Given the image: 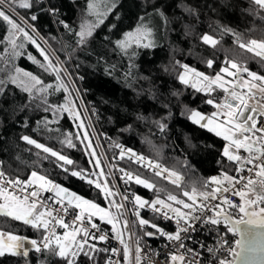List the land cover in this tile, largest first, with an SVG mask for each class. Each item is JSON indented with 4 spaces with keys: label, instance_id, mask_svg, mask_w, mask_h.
<instances>
[{
    "label": "trees",
    "instance_id": "obj_1",
    "mask_svg": "<svg viewBox=\"0 0 264 264\" xmlns=\"http://www.w3.org/2000/svg\"><path fill=\"white\" fill-rule=\"evenodd\" d=\"M90 3L93 4L91 9ZM32 5L30 9L16 8L15 13L30 27L21 25L53 64L56 59L61 61L72 74L84 101L92 109L97 132L115 145L138 151L184 177L177 187L121 158L118 163L134 176L139 175L155 185L154 189H146L134 179L129 180L135 192L148 200L159 197L172 203L167 201L171 193L187 201L183 191L193 186L199 188L209 177L220 174L217 161L221 159L224 142L187 118L188 108L204 113L214 109L204 103L208 98L204 93L180 83L178 74L182 71L180 65L187 64L214 75L225 58L245 63L251 70L264 74V63L239 49L235 36L224 31L231 29L245 42L264 40V19H261L264 12L252 0H32ZM157 10L164 15H159ZM32 15L37 19L33 21ZM147 18L157 24L152 28L153 47L130 48L127 53L116 47V40ZM100 19L104 21L102 24ZM65 24L69 27L65 28ZM81 26H94L92 36L84 43H80L78 36ZM8 31L9 26L0 22V80L5 81L0 92V170L9 177L21 179L37 171L104 206V194L99 189L64 172L60 166L63 162L22 139L29 136L74 161L73 165L64 167L83 169L85 175L95 171L79 125L68 112L50 107L66 105L65 92L55 91L59 84L55 73L50 69L45 71L29 59L31 55L47 67L39 49L22 34L16 35L13 50L5 39ZM204 34L219 40L215 48L203 43ZM209 59L215 61L211 69L206 64ZM16 68L38 76L53 88L45 93L34 89L30 95L9 82V77L16 75ZM21 78L28 81L22 74ZM160 123L166 125L163 130ZM66 138H71L76 146L69 148L63 143ZM91 178L97 179L96 176ZM173 207L181 206L173 204ZM0 230L31 239L40 236L22 222L2 216ZM0 264H57V260L51 254L38 255L30 249L27 258L5 256L0 258ZM80 264L89 263L81 259Z\"/></svg>",
    "mask_w": 264,
    "mask_h": 264
},
{
    "label": "snow or ice",
    "instance_id": "obj_2",
    "mask_svg": "<svg viewBox=\"0 0 264 264\" xmlns=\"http://www.w3.org/2000/svg\"><path fill=\"white\" fill-rule=\"evenodd\" d=\"M252 3L264 12V0H252ZM32 6V0H0V22L9 26L8 36L5 39L12 45L13 50L16 48V33L22 34L30 43L35 44L40 55L47 61V67L31 55L29 59L33 63L40 64L45 71L50 69L55 73V79L59 81L55 91L62 90L67 93L68 88L60 75L61 69L52 63L40 45L36 44V41L11 14L17 7L30 9ZM88 7L93 8V4L90 3ZM49 11L55 12V9ZM108 11H111V8ZM157 11L159 15H164ZM31 19L34 21L37 16L32 15ZM140 19L144 20L143 17ZM261 19H264V16ZM103 22V19L99 20L100 24ZM64 27L69 26L65 24ZM93 27L81 26V31L78 33L80 43H84L87 37L92 36ZM224 31L235 36L239 49L251 53L253 57L259 58L260 62L264 63V40L250 39L245 42L231 29L225 28ZM152 38V27L141 22L133 31L125 32L122 39L115 41V45L127 53L130 48L153 47ZM201 39L204 44L213 48L219 43V40L209 34H204ZM15 54L21 55V53ZM206 64L211 69L215 61L209 59ZM180 67L182 68L178 74L180 83L190 86L198 93H204L208 97L204 103L211 105L214 109L206 115L195 108H188L187 118L192 124L207 130L208 133L224 142L220 150L221 159L217 161L221 171L219 175L209 177L201 187L193 186L191 190L183 191L182 195L187 198V201L171 193L167 195V201L172 203L159 197L152 201L143 199L139 195L134 197L137 209L147 206L155 213L161 214L165 220H175L174 232H167L156 223L142 218L138 210L134 212V215L138 218V224L141 227L149 226L156 230L146 232L145 235L151 237L158 233L175 244L176 251L169 254L170 264H200L201 253L192 248H186L182 235L194 231L197 224L211 225L217 232V245L207 247V251L213 258L210 264H264V74H259L245 63L232 58H225L214 75L205 74L187 64H182ZM15 72V76L9 77V82L21 87L30 95L34 89L39 93H45L53 88L52 84H45L38 76L25 72L21 68H16ZM21 74L28 78V81L22 79ZM4 85L5 81L0 80V92L3 91ZM50 107H56L58 111L62 109L70 116L79 118L75 109L68 105ZM47 110L46 108L45 111ZM159 126L161 130L166 127L163 123ZM87 138L88 134L85 132L84 139ZM22 139L29 145H34L44 153L50 154L51 157H55L57 161L63 162L60 166L64 172H70L71 176L79 177L81 180H86L89 185H94L108 200V207H102L94 200L86 199L70 191L37 171H32L26 179H21L9 177L0 170V216L22 222L23 225L29 226L40 234L39 239H29L12 231L0 230V258L5 256L27 258L30 252L25 247L27 244L31 245V250L37 253L51 254L56 258L57 264H80L82 257L89 264H99L98 257L101 253L111 254L105 256V264H119L112 257L120 254V249L98 246L109 240L108 234L96 222L100 221L111 226L112 238L123 245L122 260L125 264H131L132 252L124 239V232L129 230L128 220L121 219L124 215L121 210L125 205L109 199L117 193L108 186L107 180L92 179L91 177L96 174L85 175L83 169L71 170L64 167L73 165L74 161L29 136H23ZM63 143H66L69 148L76 146L71 138H66ZM116 146L121 147L119 144ZM86 147H91V144L89 143ZM127 152L131 154L130 159L135 158L137 162L145 160L144 156L133 152L132 149H127ZM92 155L95 153L93 152ZM124 155L125 152L122 151L121 158ZM99 163L97 160V167ZM147 165L154 170L156 176L166 173L165 179L177 187L181 186L184 177L180 173L162 167L159 163H153L151 160L147 161ZM120 171L124 172V169ZM99 175L105 174L101 171ZM124 175L128 180L134 179L136 184L146 189L155 188L153 183L142 179L139 175L133 176L130 172H124ZM46 193L52 195H45ZM123 200L127 201L128 196H124ZM173 204L181 207H173ZM112 208L116 209L115 213L110 210ZM58 229L63 231L60 232ZM202 247L206 246L202 245ZM179 249L192 253V259H188L185 253L179 252ZM141 253L142 249L137 243L135 264H142ZM218 253H224V255L221 256Z\"/></svg>",
    "mask_w": 264,
    "mask_h": 264
},
{
    "label": "built area",
    "instance_id": "obj_3",
    "mask_svg": "<svg viewBox=\"0 0 264 264\" xmlns=\"http://www.w3.org/2000/svg\"><path fill=\"white\" fill-rule=\"evenodd\" d=\"M99 141H101L104 145V155L101 150L102 156L105 158L106 172L104 173L105 180L108 182V186L113 190V192L117 193L114 197H109V199L114 200L117 203H122L125 205L123 211L124 215L121 218L128 220V231L124 232V239L126 243H128L131 252V264H135V249L137 247V243L139 247L142 249V264H170L169 254L176 251V246L173 242H169L165 237H161L158 233L154 236L145 235L146 232H155L156 230L149 227L143 226L141 227L138 224V218L134 215V212L138 210L140 212V216L144 219H148L152 223H156L159 227L163 228L167 232H174L176 228L175 220H165L161 214L155 213L149 207H145L142 209H137L134 203V197L139 195L141 198L146 199L141 196L137 192L132 189L131 182L124 175V172H130L127 167L118 163V160L121 159V152H125L123 159L128 160L129 162L134 163L135 165L142 168L145 172L149 174H154V170L147 165V161L151 160L153 163H159L154 161L153 159L139 153L132 149L133 152L142 155L145 157L143 162H137L135 158H129L131 156L130 153L127 152V149H131L126 146L117 147L113 142L107 140L104 136L98 133L97 135ZM96 138V137H95ZM97 141V139H96ZM92 155L93 160L96 163L95 156ZM112 169L110 168V165ZM161 164V163H159ZM97 166V165H96ZM162 167H165L161 164ZM100 165L97 167L98 171L100 169ZM120 169H124V172H121ZM102 171V170H101ZM165 173L161 177L165 181H169L165 179ZM46 195V194H45ZM124 196H128V200H123ZM105 199V198H104ZM148 200V199H146ZM152 201V200H148ZM105 202L108 206V200L105 199ZM114 213L116 209H110ZM100 224L101 229L106 232L109 236V240L106 243H100L99 247L104 248H117L120 249L121 252L118 255L112 257L114 261H118L119 264H125L122 260V249L123 245L119 243L116 239L112 238L113 233L111 232V226L107 225L103 222L96 221ZM220 231H223V228H220ZM184 237V243L186 248H192L201 253L200 256V264H210L213 260L212 254L207 251V247H215L217 245L218 236L216 230L213 229L211 225H203L197 224V227L194 231H189L188 233L182 234ZM230 235V234H229ZM202 245L206 247H202ZM179 252L185 253L188 259H192V253H186L185 249H179ZM36 254L40 255L41 253ZM111 255L110 253H101L98 257L99 264H105V256ZM218 255H224V253H218ZM81 259H84L83 257ZM89 263V262H88Z\"/></svg>",
    "mask_w": 264,
    "mask_h": 264
},
{
    "label": "rangeland",
    "instance_id": "obj_4",
    "mask_svg": "<svg viewBox=\"0 0 264 264\" xmlns=\"http://www.w3.org/2000/svg\"><path fill=\"white\" fill-rule=\"evenodd\" d=\"M101 2H105L106 0H99ZM12 15H15L17 21L20 24L26 25L28 28L30 27L23 18H21L18 14H16L15 12L12 13ZM144 23L148 24L150 27L152 28H156V21H154L152 18H147L145 19ZM22 26V25H21ZM23 27V26H22ZM20 34V33H16ZM45 43V42H44ZM35 45V44H34ZM46 45V44H45ZM47 47V45H46ZM51 53V52H49ZM51 55L53 56V54L51 53ZM57 68L61 69V74L64 78H62L64 84L67 86L68 88V92H65V102L66 105H68L71 108L75 109V112L78 114L79 118H75L74 116H71L72 119H74V121H76V123L78 125H83L82 127H80V131H81V135L84 139V133L87 132L88 134V138L84 139L85 143H87L86 145H88L89 143L91 144V147H88V152L89 154L92 156V153H95V159L99 160V165L101 166L100 169L103 171V173L106 172V163H105V158L102 156L101 154V150L102 153L104 155L105 151H104V145L101 141H99L97 135L98 132L96 130V128L94 127V121H93V116H92V109L90 108V106L84 101L83 98V92L81 90V88L79 87V85L77 84L76 80L73 78L72 74L68 71V69L64 66V64L59 61V60H55V64H54ZM206 115L210 114V113H205ZM96 137V138H95ZM97 139V141H96ZM93 156V157H94ZM92 164L94 166V173L96 174V178L100 181H104L105 177L104 176H100L99 173L101 172V170L98 171V168L96 166L95 161L92 159ZM110 168L112 169L111 164L109 163ZM49 195H52L51 193H49ZM102 206V205H101ZM102 207H108L107 204L105 203L104 206ZM31 239V238H29ZM26 248H28L29 250L31 249V245H25Z\"/></svg>",
    "mask_w": 264,
    "mask_h": 264
}]
</instances>
